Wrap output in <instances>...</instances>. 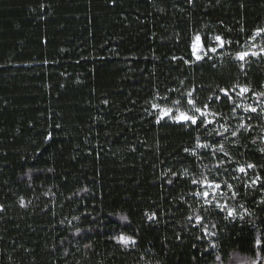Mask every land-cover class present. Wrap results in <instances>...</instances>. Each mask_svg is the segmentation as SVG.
Returning <instances> with one entry per match:
<instances>
[{
	"label": "trees",
	"instance_id": "obj_1",
	"mask_svg": "<svg viewBox=\"0 0 264 264\" xmlns=\"http://www.w3.org/2000/svg\"><path fill=\"white\" fill-rule=\"evenodd\" d=\"M258 29L264 0H0V264H264V183H251L264 180V114L209 100L239 85L250 91L238 102L264 105ZM196 34L232 43L185 64ZM193 89L217 114L209 128L238 129L224 167L254 164L246 177L195 147L222 140L215 131L156 122L153 104L188 111ZM203 177L234 186L217 194L225 211L205 212L192 183Z\"/></svg>",
	"mask_w": 264,
	"mask_h": 264
},
{
	"label": "snow or ice",
	"instance_id": "obj_2",
	"mask_svg": "<svg viewBox=\"0 0 264 264\" xmlns=\"http://www.w3.org/2000/svg\"><path fill=\"white\" fill-rule=\"evenodd\" d=\"M189 3L192 2V0H188ZM258 36H264V29H258L251 39L255 40ZM211 43L204 44L201 40V36L199 34H196L191 42H190V51H189V59L184 60L185 64H189L192 62H199L203 61L205 59L211 60L212 57L218 52L219 49L224 48L226 44L230 45L232 43L231 40H226L225 38L221 37L220 35H216L211 38ZM261 51H264V48L261 49ZM250 53L248 51H240L236 54L235 59L243 62L246 60V57H248ZM251 55L255 56L257 53L252 52ZM239 87V91H236V88ZM195 89L190 90L186 94V103L190 105L191 107L188 109V111H180L179 108L176 109V114L173 115V109L167 106H160L159 104H153L152 107L154 109H157L159 114L157 117V123L164 117H168L170 120L174 121L175 123L181 124L183 126H186L192 130L197 129H203L205 132H207L209 135H211L214 131L218 136L223 137L222 140H215L211 144L209 143H201L200 137L197 136L196 140L197 143L195 147L197 149H211L212 155L215 156L216 153L222 154L224 157H227V159H221L219 161V164L216 165L218 169H220V174H229L232 175L233 179H240L239 176H236L235 173L239 172L243 174L245 177L248 175V171L251 169H254L256 166L252 163H246L245 165L238 166L236 168L228 169L224 167L225 164H227L229 161H231V155L229 151L225 147L226 142H230L231 144H235L234 140H230V137H235L237 135V131L233 130L229 133V128L226 126V124H220V128L223 129V131H219L215 128H209V125H212L215 123L214 120L208 119V117L216 116L217 114L214 112H211L209 109L208 104H204L202 107L197 105L196 98L193 96V92ZM250 91V89L247 86H239L234 85L231 89H220L219 93L215 95V97H210L209 100L211 102H217L221 100L220 93L223 94V97L227 98V101L231 102L233 105V108L231 109L233 116L235 115L236 109L243 108V111L245 113L251 112V113H257L258 115L264 114V105H261L259 108V112L257 107H254L252 105H243L240 102L237 101L235 97H240L243 99L244 94H247ZM253 96L257 98V103H259V98H264V91L253 93ZM106 103V101H105ZM174 105H179L181 101L179 99L175 100ZM241 121L245 120V117L239 118ZM247 120L253 119L252 116H248L246 118ZM249 125H246L245 123H240L239 128H247ZM225 133H229V136H225ZM185 152H189V149H185ZM191 155H196L197 153L195 151H192L190 153ZM167 175V173H165ZM184 175H187V172L184 173ZM176 178V174H172V178L167 180V183L169 185L174 184V180ZM193 184L200 185L201 190L195 191L194 195L199 197L203 200L204 205L207 207L205 208V212H210L211 210H214L216 208H219L220 211H225L226 206L221 205L216 201L217 194L220 192L222 187H226L229 190L233 189V185L229 183L227 180L218 182L217 180H209L207 177H203L202 179H194L192 180ZM251 183L253 185H257L258 183H264V180H262L261 174H256L255 178L251 180ZM247 187V185H245ZM222 195V193H221ZM238 195L237 192L233 191L232 196L235 198ZM212 197V199H209V197ZM21 206H23V202H21ZM146 219L151 222L155 221L157 219V214L155 212H152L151 214L145 212L144 213ZM235 218L234 213L231 210H227L226 217L225 218ZM244 217L241 216L240 219H243ZM122 220H126V217H122ZM189 220L192 219L191 216L188 217ZM201 225L202 229L205 231L206 234L215 235L214 232L209 233L208 232V224L203 222L202 216H197L195 224ZM211 227L215 229L217 226L215 223L211 224ZM199 239V237H198ZM118 242L127 246L128 244H134L135 241L125 237L123 235H120L118 237ZM259 243V241H257ZM195 247V246H193ZM213 248H215V245H212ZM255 264V262H253Z\"/></svg>",
	"mask_w": 264,
	"mask_h": 264
},
{
	"label": "rangeland",
	"instance_id": "obj_3",
	"mask_svg": "<svg viewBox=\"0 0 264 264\" xmlns=\"http://www.w3.org/2000/svg\"><path fill=\"white\" fill-rule=\"evenodd\" d=\"M117 241H118V238H117ZM121 244V243H120ZM123 245V244H122ZM129 245V244H128ZM125 246V245H124ZM236 260H240V262L238 263V264H253V262H255V264H256V261H250V260H248V259H236Z\"/></svg>",
	"mask_w": 264,
	"mask_h": 264
}]
</instances>
